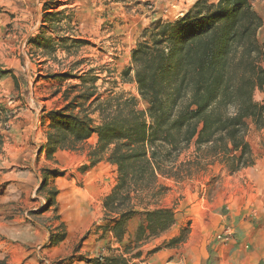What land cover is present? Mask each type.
I'll return each instance as SVG.
<instances>
[{
  "label": "trees",
  "instance_id": "trees-1",
  "mask_svg": "<svg viewBox=\"0 0 264 264\" xmlns=\"http://www.w3.org/2000/svg\"><path fill=\"white\" fill-rule=\"evenodd\" d=\"M253 1L196 0L175 20L150 22L121 71L124 79L133 72L144 108L132 95L101 98L94 91L96 78L86 86L79 75L81 90L62 107L46 111L48 158L57 149L78 150L95 134L86 153L90 164L105 159L116 167L115 184L102 200V218L108 220L102 233L110 231L116 242H123L129 220L144 215L121 255L100 254L89 264H133L141 252L126 257L131 243L170 228L173 208L158 205L166 190L160 176L179 180L191 166L214 159L231 172L254 163L246 134L249 120L264 126V102L254 98L256 91L264 92V41L258 37L263 21ZM36 44L52 48L47 39ZM191 143L196 156L178 162ZM183 233L167 245L183 242ZM63 237L52 234L48 244ZM0 264H6L4 258Z\"/></svg>",
  "mask_w": 264,
  "mask_h": 264
},
{
  "label": "rangeland",
  "instance_id": "rangeland-1",
  "mask_svg": "<svg viewBox=\"0 0 264 264\" xmlns=\"http://www.w3.org/2000/svg\"><path fill=\"white\" fill-rule=\"evenodd\" d=\"M110 1L122 4L120 9H114V16L102 10L100 13L92 12L88 2L83 1H79L75 8L64 6L48 12L58 11V16L51 15L54 22L51 26L60 36L61 42L58 46L68 54L59 53L60 58L54 55L40 61L41 66L33 68V74L26 71L18 74L23 97L28 101L34 100L33 112L36 114L37 127L36 129L33 127V131L37 132L38 138L44 130L43 122L47 121L48 124L46 111L62 107L66 99L69 101L81 90L79 75L85 78L86 86L91 83V78H96L93 87L101 98L114 93L132 95L137 99L138 106L144 108L146 104L138 95L136 83L132 78L133 72L130 73V78L124 79L121 75V71L130 64V51L139 40L142 30L150 22L155 19L175 20L196 0L170 1L167 7L173 10L170 12L168 9L162 10V14L166 15L164 18L155 14L158 11L157 6L161 4L160 0ZM182 4L189 8L183 11L186 6L183 7ZM0 6L5 7L4 4ZM7 7L0 12L7 13L10 18L14 17L16 12ZM253 7L263 21L258 29V37L264 41V0H254ZM44 14L43 12L41 15ZM91 14L97 17V22L94 23L89 38L90 34L80 24L86 23ZM33 30H29L28 34ZM51 47L47 49L49 55L54 52V42ZM4 64V61H0V66ZM56 74L65 75L59 77ZM254 98L264 102V92L256 91ZM92 116L96 118L97 114L94 113ZM2 127L8 129L9 122L6 120ZM246 139L254 155L252 165L231 172L223 163L214 159L203 161L205 164L201 166H191L190 173L179 180L159 177V182L166 185V190L160 197L158 205L173 208L174 222L168 230L158 236L150 237L145 242L130 244V252L125 255L126 257L129 258L137 251L141 252L140 257L131 259L133 264H264V126L256 127L249 120ZM95 142L96 136L88 139L78 150H74L76 154L82 156L78 158L80 167L87 165L84 163L87 159L84 153H87L88 146L94 145ZM195 156V145L191 143L180 152L177 160L185 161ZM35 162L38 165L39 176H42L49 167H52L53 161L45 157L38 164L37 153ZM113 169L110 165L102 167L103 173L107 175L105 180L107 184L114 178ZM94 181L93 174L84 178L79 174L75 182L76 189L80 191L78 195L84 197L83 199L88 198L87 209L92 214L91 220L83 229L82 238L88 237L90 233L102 232V225L108 223V220L102 218L103 209L99 203L106 188L101 189ZM41 183L35 185L23 206H18L13 212L11 210V214L19 213L26 217L46 206L47 202L40 191ZM143 217V214L138 213L129 220V234L123 242L115 240L105 242V255H121L124 245L129 243L128 237L131 236V239L134 237V231ZM55 219L58 220L57 226H52L56 223L54 221L55 223H50L48 227L54 229L61 225L60 231H64L66 228L64 222L56 217ZM67 221L70 224V219ZM182 229L184 241L168 246L169 239L179 235ZM76 236L78 234L74 232L72 237ZM77 238L79 239L77 242L71 243L66 240L55 245L45 244L47 240L44 238L41 243L32 246L29 252L37 253L38 261L43 264H85L89 259L101 254H94L96 251H91V242L88 239L83 242L82 238L79 236ZM43 247L48 248L42 250Z\"/></svg>",
  "mask_w": 264,
  "mask_h": 264
},
{
  "label": "crops",
  "instance_id": "crops-1",
  "mask_svg": "<svg viewBox=\"0 0 264 264\" xmlns=\"http://www.w3.org/2000/svg\"><path fill=\"white\" fill-rule=\"evenodd\" d=\"M79 1L88 2L92 12L100 13L102 10L107 11L108 14L112 13L113 16L115 15L113 14L114 9H120L122 5L120 2L110 0H0V5L4 4L5 7L8 6L7 9L16 12L12 18L7 13L0 12V61L5 63L0 66V259L4 258L6 264H43L38 261L37 253L29 251L32 250V246L41 243L44 238L47 240L45 244H48L52 234L64 233L63 239L57 244L66 240L71 243L77 242L78 236L82 238L83 229L91 220L92 214L87 209L88 198L83 199L84 197L79 196V190L76 189L75 182L79 174L83 178L89 177L90 174L95 175L94 183L101 189L106 188L99 200L102 209L103 197L116 181L114 164L105 159L90 164L87 154L84 153L87 158L84 163L87 165L80 167L78 158L82 157L81 154L66 149H57L53 152L49 158L52 159L51 165L54 168L49 167V173L44 172L42 176H39L35 158L38 153L39 162L37 163L39 164L42 158L47 157L44 146L47 121L43 122L44 130L38 138L37 132L33 131V127L34 129L37 127L35 125L36 114L33 112L34 100L28 101L23 97L18 80V74L21 75L24 71L33 74V68L41 66L40 61L54 57V55L59 57V53L68 54L58 46L61 39L51 26L54 22L51 19V13L48 12L59 10L64 6L75 8ZM170 1L173 0H160L161 4L157 6L158 11L155 14L164 18L166 15H163L161 11L168 9ZM182 6H186L183 11L189 8L185 4ZM5 7L0 10L6 9ZM168 10L170 12L173 9ZM43 12L44 16L41 15ZM53 12L59 15L58 11ZM135 15L142 16V14ZM95 22H97V17L91 14L86 23L80 24L90 34L89 38H91ZM32 29H34L33 32L28 34ZM40 39L41 41L47 39L51 45L54 42V52L49 55L50 52H47L43 46H38L35 42ZM37 62L39 64L36 65ZM6 120L9 122L8 129L2 127ZM94 136L96 135L92 134L88 139ZM105 165L114 168V178L112 177L110 184L105 181L107 175L102 171ZM36 182H42L40 191L43 192L47 202L46 206L37 212H31L26 217L19 213L11 214V210L13 212L18 206H23L37 184ZM55 217L66 225L64 231H60L61 225L54 229L51 226L48 227L50 223L55 222L52 226H57L58 220ZM68 219H70V224ZM74 232L78 236L73 238ZM86 239L91 242V251H96L94 254H105V242L114 240V237L110 231L104 234L100 231L97 234L90 233L88 237L82 238V241ZM46 248L48 247H43L42 250Z\"/></svg>",
  "mask_w": 264,
  "mask_h": 264
}]
</instances>
